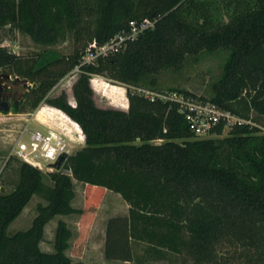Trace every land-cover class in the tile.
Returning <instances> with one entry per match:
<instances>
[{
  "label": "trees",
  "instance_id": "1",
  "mask_svg": "<svg viewBox=\"0 0 264 264\" xmlns=\"http://www.w3.org/2000/svg\"><path fill=\"white\" fill-rule=\"evenodd\" d=\"M143 19L156 20L155 27L80 67L72 86L76 106L66 92L47 97L80 65L90 42L106 43ZM7 25L39 45L69 35L82 44L39 67L0 44V74L33 82L29 105L44 101L64 111L80 126L85 145L46 174L21 162L14 190L0 193V264H82L66 253L73 237L67 222L59 219L52 252L40 245L45 227L56 216L80 214L86 240L106 190L129 206L127 215L108 220V260H133L135 241L158 259L185 254L194 264H230L219 259L220 248L229 245L243 250L246 264H264V0H0V28ZM219 48L229 51L222 76L214 94L200 99L251 122L222 138H197L177 104L130 89H155L160 71ZM93 75L126 85L128 109L97 106ZM223 129L221 123L211 133ZM74 181L85 184L83 209L72 205ZM34 195L46 204L38 203L30 228L9 235Z\"/></svg>",
  "mask_w": 264,
  "mask_h": 264
},
{
  "label": "rangeland",
  "instance_id": "2",
  "mask_svg": "<svg viewBox=\"0 0 264 264\" xmlns=\"http://www.w3.org/2000/svg\"><path fill=\"white\" fill-rule=\"evenodd\" d=\"M0 44L23 58L36 60L37 67L56 59L67 57L74 52L76 47L79 46L81 48L82 46V44L76 43L71 35L65 40H61L53 45H39L28 35L10 25L0 28ZM228 54L229 51L224 48L189 54L179 67H171L160 71L156 75L158 81L157 88L151 90L171 91V89H179L193 94L196 97L209 99L214 94V84L222 76ZM79 74L80 72L75 69L70 71L51 89L47 97H54L60 95L62 92H66L68 102L70 104L76 103L72 86L79 77ZM15 79V74H11L10 79H2V93L6 97L8 96L7 101L9 102L10 108L8 111H0V193H9L14 190L19 179L18 169L21 162H23L22 159L13 155L17 139L21 131L27 130L30 133L33 130L43 128L36 124L35 114L42 104H47L43 101L37 108H32L26 100V94L34 86V83L22 78L16 83ZM91 79L94 80L92 82L90 80V83L94 90V100L97 106L122 109L116 106L126 105V85L111 82L100 75H93ZM25 84L28 86H25ZM99 84H101V87ZM121 88L124 89L126 96L121 92ZM147 88L149 89V87ZM130 89L135 91L134 87H130ZM16 104L20 106L19 111L15 110ZM127 109L128 107L125 110ZM259 126L261 133H264L263 124H259ZM231 128V126L224 127L221 135L210 133L206 136H197V138H222L228 134ZM72 145L70 146L69 155L77 151V148ZM43 173L46 174L47 170L45 169ZM74 183L76 197L72 201V205L75 208L83 209L84 188L80 182L74 181ZM115 194L120 198L109 194L105 197V206L99 211L98 215L95 214V219L93 218L91 222V224L95 222V226L92 229L90 240H87V238L84 240L80 234V214H72L69 216L59 215L54 217L46 225L44 240L40 244L41 248L44 251L50 252L54 250V235L57 223L59 219H63L73 231L70 248L66 251L73 262H80L82 264H194L192 258L185 254L178 256L170 254L166 259H158L149 252L147 244L135 241L132 242L133 260L127 262L122 260H108V262H105L103 258L105 257V241L102 235L104 231L106 234L108 223L106 219L111 216H125L124 214L126 212L122 197L117 193ZM38 203L46 204V201L38 195H34L23 212L8 227L9 235L19 230H27L30 228L34 217L37 215ZM242 251L236 247L224 245L219 250V259L221 261L227 260L230 264H246V258L242 255Z\"/></svg>",
  "mask_w": 264,
  "mask_h": 264
},
{
  "label": "built area",
  "instance_id": "3",
  "mask_svg": "<svg viewBox=\"0 0 264 264\" xmlns=\"http://www.w3.org/2000/svg\"><path fill=\"white\" fill-rule=\"evenodd\" d=\"M155 23L156 20L152 19H143L139 22L131 21L128 29L122 30L106 43L100 44L93 40L86 47L80 65L74 69L80 71V67L85 64L95 63L99 58L119 52L128 41L136 39L140 33L147 29H153ZM135 91L152 101L177 104L180 113L183 114L196 137L209 135L213 127L221 123L224 124V127L251 123L211 101L200 99V97L183 91H157L140 87L135 88ZM71 105L76 106V103H71ZM71 141L73 140L63 129L56 127L48 126L30 133L24 130L21 131L17 139L13 155L42 171L46 169L49 173L56 170L54 164L60 156L70 152Z\"/></svg>",
  "mask_w": 264,
  "mask_h": 264
},
{
  "label": "crops",
  "instance_id": "4",
  "mask_svg": "<svg viewBox=\"0 0 264 264\" xmlns=\"http://www.w3.org/2000/svg\"><path fill=\"white\" fill-rule=\"evenodd\" d=\"M92 81H94V80L91 79V82ZM99 86L101 87V84H99ZM121 90H122L121 92H123L125 94L124 89L121 88ZM125 96H126V94H125ZM126 102L127 103H126L125 106L124 105H120V106H116V107H120L123 110H125L129 106V102H128V98L127 97H126ZM35 120H37L36 124L39 125L40 127H43V128L51 126V127H56L58 129H61V130L63 129L67 133V135L73 140V141H71V145L73 144L72 146H75L77 148V150H79L82 147H84L85 140L83 139V133H82V130H81L80 126L78 125L77 122H75L73 119H71L61 109H58V108L53 107V106H50L48 104H42L38 108V110L36 111ZM81 184H82V186L84 188V192H85V184H83V183H81ZM109 194H113V196L120 198L115 193H112V191L106 190L105 194H104V197H103V200H102V202H101L100 206L98 207V209H97L95 214L98 215L99 211H101V209L105 206V203H104L105 197H107ZM124 204H125V209H126L125 210L126 212H125L124 215H127L129 206H128V204L125 201H124ZM84 206H85V195H84ZM112 217H114V216H111V217L107 218L106 222ZM96 219H97V217H96ZM90 226H91L90 227V232H89V235L87 237V240H90V238H91L92 229L95 226V222H93V224H91ZM102 236H103V239L105 241V239H106L105 231H104V234ZM103 258H104L105 262L106 261L108 262V259H106L105 257H103ZM110 261H114V260H110Z\"/></svg>",
  "mask_w": 264,
  "mask_h": 264
},
{
  "label": "water",
  "instance_id": "5",
  "mask_svg": "<svg viewBox=\"0 0 264 264\" xmlns=\"http://www.w3.org/2000/svg\"><path fill=\"white\" fill-rule=\"evenodd\" d=\"M6 78V79H10L11 75L7 74V73H1L0 74V111H8L10 108L9 102L7 100H1L2 97V91H3V84H2V79ZM20 78L16 77L15 82H19ZM27 84H25L26 86ZM28 86V85H27ZM68 153H63L59 160L54 164V167L56 170H60L66 160V158L68 157Z\"/></svg>",
  "mask_w": 264,
  "mask_h": 264
},
{
  "label": "flooded vegetation",
  "instance_id": "6",
  "mask_svg": "<svg viewBox=\"0 0 264 264\" xmlns=\"http://www.w3.org/2000/svg\"><path fill=\"white\" fill-rule=\"evenodd\" d=\"M7 99H8V96L6 97V96L2 93L1 100H7Z\"/></svg>",
  "mask_w": 264,
  "mask_h": 264
}]
</instances>
